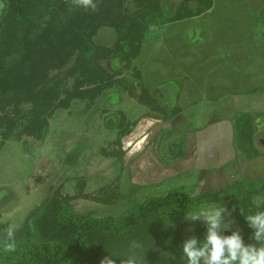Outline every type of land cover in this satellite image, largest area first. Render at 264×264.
<instances>
[{
  "label": "rangeland",
  "instance_id": "1",
  "mask_svg": "<svg viewBox=\"0 0 264 264\" xmlns=\"http://www.w3.org/2000/svg\"><path fill=\"white\" fill-rule=\"evenodd\" d=\"M65 1L59 9L62 23L77 9L73 1ZM183 2L159 0L164 17ZM99 4L101 12L111 7L103 0ZM123 8L134 10L136 3L124 0ZM40 20L43 27L51 20L48 10ZM117 38L112 26L101 24L92 42L113 51ZM79 53L62 51L48 66L45 86L56 91L54 102L68 100L69 92L75 95L46 116L40 138L24 132L32 105L16 99L18 91L0 109V118L13 122L7 138L0 125V240H5L9 223L17 225L19 238L29 217L57 195L70 197L77 214L118 217L128 199L162 197L177 187L196 196L240 179H264V116L255 125L258 156L227 160L207 175L187 165L195 134L211 129L215 119L264 114V0H214L199 17L151 25L139 54L129 61L113 52L84 62ZM122 117L133 132L120 146L116 140ZM141 186L146 189L133 191ZM226 219L245 237V223L236 211ZM190 223L195 229L203 226L178 224L181 239ZM104 259L84 253L68 264H101Z\"/></svg>",
  "mask_w": 264,
  "mask_h": 264
},
{
  "label": "trees",
  "instance_id": "2",
  "mask_svg": "<svg viewBox=\"0 0 264 264\" xmlns=\"http://www.w3.org/2000/svg\"><path fill=\"white\" fill-rule=\"evenodd\" d=\"M71 1L77 9L62 23L59 9L66 5L65 0H0V109L7 96L18 91L16 99L32 105L24 132L36 138L42 135L46 116L63 103L67 105L75 95L69 92L68 100L56 104V91L45 86L48 66L62 51L67 54L79 51L84 62L108 57L113 52L122 53L129 61L139 54L143 36L151 25L199 17L214 4V0H184L171 17L165 18L159 0H134V10L124 9V0H103L105 6L108 3L111 6L105 12L98 9L101 0H92L94 7H84L80 0ZM190 4L195 7L191 8ZM47 10L51 20L43 27L40 19H44ZM101 24L112 26L118 34L113 51L92 42ZM59 25L61 28L57 29ZM261 116L264 114L238 113L229 120L238 159L260 154L255 125ZM0 125L5 126L2 135L7 138L13 122L0 118ZM119 129L116 143L122 146L133 129L123 117ZM145 189L141 186L133 191ZM70 200L58 195L47 198L27 220L28 229L15 239L14 252H6L4 240H0V264H68L84 253L109 257L116 264L133 253L138 257L137 264H179V245L184 238L178 236L177 226L185 221L184 213L207 203L228 201L245 223V215L264 210V179H240L218 191L196 196H189L184 187H177L162 197L128 199L124 203L128 208L118 217H99L94 212L77 214ZM204 230V225L197 228L196 235L202 236ZM245 230L249 231L246 226ZM247 232L246 240L250 236Z\"/></svg>",
  "mask_w": 264,
  "mask_h": 264
},
{
  "label": "clouds",
  "instance_id": "3",
  "mask_svg": "<svg viewBox=\"0 0 264 264\" xmlns=\"http://www.w3.org/2000/svg\"><path fill=\"white\" fill-rule=\"evenodd\" d=\"M84 7H94L92 0H80ZM236 211L223 203H207L196 210L184 213L186 222H200L205 226L202 236L196 235L195 227L187 228L189 233L179 245V264H264V210L244 216L250 236L245 239L240 230L232 228L226 218ZM17 225L9 223L2 242L6 252L15 251ZM137 247H140L137 245ZM137 255L121 260V264H137ZM101 264H115L105 257Z\"/></svg>",
  "mask_w": 264,
  "mask_h": 264
},
{
  "label": "crops",
  "instance_id": "4",
  "mask_svg": "<svg viewBox=\"0 0 264 264\" xmlns=\"http://www.w3.org/2000/svg\"><path fill=\"white\" fill-rule=\"evenodd\" d=\"M227 122L218 121L210 125L213 126L211 129L197 131L192 140L193 157L187 159V165L190 164L189 170H197L207 175L211 170L225 166L227 160L237 158L236 150L232 147L234 146L232 125L230 121Z\"/></svg>",
  "mask_w": 264,
  "mask_h": 264
}]
</instances>
